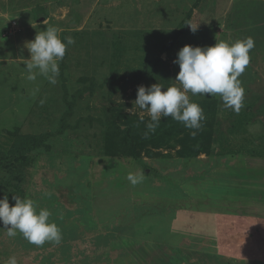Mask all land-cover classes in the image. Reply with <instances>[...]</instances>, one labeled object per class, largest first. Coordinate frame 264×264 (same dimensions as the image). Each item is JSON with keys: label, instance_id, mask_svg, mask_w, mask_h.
Instances as JSON below:
<instances>
[{"label": "rangeland", "instance_id": "obj_1", "mask_svg": "<svg viewBox=\"0 0 264 264\" xmlns=\"http://www.w3.org/2000/svg\"><path fill=\"white\" fill-rule=\"evenodd\" d=\"M48 27L75 41L55 85L27 80L23 64ZM249 36L239 114L189 93L201 128L162 117L153 133L146 113L127 111L138 86L180 87L184 46ZM5 195L48 209L62 240L0 229V264H264V0H0Z\"/></svg>", "mask_w": 264, "mask_h": 264}, {"label": "clouds", "instance_id": "obj_2", "mask_svg": "<svg viewBox=\"0 0 264 264\" xmlns=\"http://www.w3.org/2000/svg\"><path fill=\"white\" fill-rule=\"evenodd\" d=\"M189 26L193 32L197 29ZM74 43L71 37L67 38V44L62 42L55 27L37 33L33 41L24 45L30 54V59H23L26 79L35 81L39 75L55 85L59 76V61L63 60L67 46ZM254 47L255 41L251 36L232 44L216 41L210 47L184 46L173 61L180 69L174 80L180 87L173 85L162 91L164 88L159 84L138 86L137 98L127 111L132 113L139 109L146 113L150 117V122L146 124L147 131L153 133L162 117H171L190 130L201 128V122L205 119L203 109L197 103L190 102L189 93L193 96L218 95L223 108L239 114L245 96L239 77L250 64V51ZM144 176L145 172L137 170L129 172L126 179L136 186L143 182ZM12 199L15 204L11 207L7 195L0 199V222L3 224L0 229H4L9 238L19 233L36 246H43L46 242L60 244L61 230L56 223L49 222L52 213L48 209L42 208L37 212L38 205L27 197L21 199L13 195ZM4 264H17V259L10 256Z\"/></svg>", "mask_w": 264, "mask_h": 264}]
</instances>
